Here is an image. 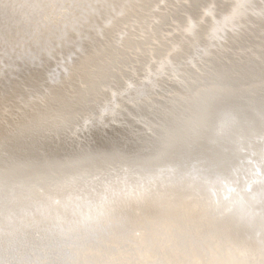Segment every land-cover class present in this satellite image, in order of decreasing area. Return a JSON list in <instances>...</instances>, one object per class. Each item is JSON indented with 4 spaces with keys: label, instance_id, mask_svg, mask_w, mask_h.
I'll return each mask as SVG.
<instances>
[{
    "label": "bare ground",
    "instance_id": "obj_1",
    "mask_svg": "<svg viewBox=\"0 0 264 264\" xmlns=\"http://www.w3.org/2000/svg\"><path fill=\"white\" fill-rule=\"evenodd\" d=\"M0 264H264V0H0Z\"/></svg>",
    "mask_w": 264,
    "mask_h": 264
}]
</instances>
